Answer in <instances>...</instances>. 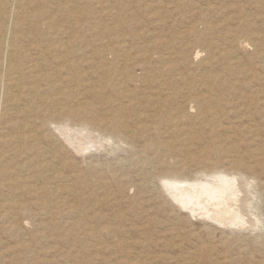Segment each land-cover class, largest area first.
Instances as JSON below:
<instances>
[{"label": "rangeland", "instance_id": "374dc122", "mask_svg": "<svg viewBox=\"0 0 264 264\" xmlns=\"http://www.w3.org/2000/svg\"><path fill=\"white\" fill-rule=\"evenodd\" d=\"M4 1L1 38L23 28L24 60L48 75L41 89L64 111L93 112L33 136L28 97L1 85L0 264H264V104L230 98L217 122L193 102L220 92L209 88L217 80L264 98V0H14L16 12ZM207 164L235 186L229 226L195 194L182 207L173 192L212 176Z\"/></svg>", "mask_w": 264, "mask_h": 264}, {"label": "bare ground", "instance_id": "6f19581e", "mask_svg": "<svg viewBox=\"0 0 264 264\" xmlns=\"http://www.w3.org/2000/svg\"><path fill=\"white\" fill-rule=\"evenodd\" d=\"M3 6L5 7V10L6 11H9V12H16V10L19 8V5H18V3H17V1H14V0H5L4 1V4H3ZM8 12H6V14H7ZM12 14V13H11ZM2 17V16H1ZM4 20V19H3ZM5 22H7V21H5ZM5 22H3L4 24H5ZM205 23V22H204ZM1 24V23H0ZM13 24H14V22H13ZM2 25V24H1ZM11 25H12V23L10 24V26H9V24H8V26L9 27H11ZM5 26H6V24H5ZM8 26H6V27H8ZM3 27V26H2ZM9 27H8V29H9ZM7 29V30H8ZM212 29V28H211ZM9 30H11L10 31V33H7V34H10V38L9 39H2L1 38V33H0V88H1V85H3V86H5V88H7V87H9V85H12V86H14V88H17V90H18V96H26V97H28V98H26V99H28L29 100V103H26V104H28V106H30V107H27V108H23L24 110L22 111L23 113H24V115H26L25 116V118L27 117V118H32L33 119V122L35 123V124H29V123H27L26 121H25V127H30V129H29V133H32V135L33 136H38L39 134H38V132H39V130L38 129H41V130H47V126H49V125H52V123H54L55 125L54 126H57L56 124V122H61V123H63V124H66V125H68V123H70L71 121H72V119L74 118V117H78L79 119H80V121H84L85 122V120L84 119H86L87 117H88V115H90L91 113L90 112H93V111H87V109H82V108H77V109H71V108H69V110H66V111H64V108L63 107H59L58 106V102L57 101H53L51 98V96L49 95L50 93L49 92H47V91H45V90H43V89H41V86H40V80H44V81H49V79H47V77H48V75L46 74V76H43L42 78H40V77H38V72L39 71H41L42 72V69L41 70H39V66L38 65H41V63L40 64H38V63H34V61H36V60H34V61H29V62H27V61H25L24 60V58L23 57H27V56H23L22 54H24V55H28V52H29V50H28V48L25 50V51H22L23 49V43L21 44V41H25L24 39L26 38L25 36H26V34H25V32H24V30H23V28L18 24V23H16L15 22V24L11 27V29H9ZM208 32V31H207ZM243 32V31H242ZM239 35V34H238ZM2 36H4V35H2ZM69 37V36H68ZM242 37V36H241ZM238 38H239V36H238ZM238 38H236V39H238ZM248 38V37H247ZM252 38V37H251ZM102 39V38H101ZM250 39V38H249ZM235 41V40H234ZM237 42H238V40H237ZM237 42H236V44H237ZM246 42V41H245ZM32 44V43H31ZM57 44V43H56ZM241 44V43H240ZM25 46V45H24ZM30 47V46H29ZM113 49V48H112ZM4 52H6L7 53V58H6V61H4L3 62V59L1 58V56L4 54ZM26 52V53H25ZM104 52V51H103ZM40 53V52H39ZM198 55H199V53H197ZM41 55V54H40ZM227 55V54H226ZM42 56H44V57H46V55H42ZM39 57V56H38ZM213 57H214V55H213ZM226 57V59H227V56H225ZM50 58V57H49ZM177 58V57H176ZM39 59V58H38ZM45 59V58H44ZM225 59V58H224ZM224 59H223V61H224ZM238 59V58H237ZM51 60V59H50ZM134 60V59H133ZM181 60V59H180ZM235 60V59H234ZM44 61H46V60H43V62ZM31 62H33V64H30L29 66H27L29 63H31ZM41 62V61H40ZM49 62V61H48ZM48 62H44V63H48ZM121 62V61H120ZM226 62V61H225ZM38 64V65H37ZM50 64V63H49ZM49 64H46V67L45 68H48V66L47 65H49ZM127 64V63H126ZM228 64V63H227ZM233 64H235V63H233ZM44 65V64H43ZM138 65V64H137ZM27 66V67H26ZM126 66V65H125ZM124 66V67H125ZM228 66V65H227ZM49 67H50V65H49ZM131 67V66H130ZM44 68V69H45ZM51 68V67H50ZM49 69V68H48ZM26 70H29V74L31 75V76H26L25 75V73H28V72H26ZM131 69H129L128 71H130ZM227 70V69H226ZM228 70L230 71V69L228 68ZM45 71H47L48 72V70L46 69ZM113 71V70H112ZM124 71H126L125 69H124ZM228 71V72H229ZM51 72V71H50ZM122 72H123V70H122ZM53 73V72H52ZM40 74V73H39ZM107 74L109 75L110 74V72H107ZM244 74V73H243ZM42 75V74H41ZM44 75V74H43ZM229 75V74H228ZM218 76V75H217ZM216 76V77H217ZM27 79H31L30 81L29 80H27ZM28 81V82H25V81ZM174 80V79H173ZM120 81V80H119ZM118 81V82H119ZM52 82V81H51ZM114 82V81H113ZM133 82V81H132ZM218 82H221V81H219V80H217V83H215V84H211L210 86H209V88H215V89H220L219 91L220 92H216L215 94H213V93H211L212 95H208L209 97L208 98H205L204 100H201L200 98V95H199V99H195L194 97V103H196V105H197V107L199 106V107H201V109H202V111L205 113V112H208L209 113V115H210V117L211 118H213L215 121H217V120H222V119H224V117L229 113L228 111L230 110V98H233V100H235V99H239V101H243V103H244V105L245 106H247L248 108H253L254 109V106L255 107H258V105H259V103H260V105H261V103L262 104H264V98H262V100L261 99H259V97H254V98H252L251 96L250 97H243V96H241L242 95V92L241 93H231V91H230V83H222V84H218ZM226 82H228V81H226ZM230 82V81H229ZM54 83L56 84V82L54 81ZM54 83H48L47 84V89H49V90H51L52 91V89L54 88ZM25 84V85H24ZM46 85V84H45ZM262 85V84H261ZM106 86H108V90L109 91H112L113 93H116L117 92V90L118 89H116L115 88V86H113L112 84H108V85H106ZM4 88V89H5ZM13 88V89H14ZM187 88V87H186ZM105 89V88H104ZM192 89V88H191ZM248 89V88H247ZM3 90V89H2ZM190 90V89H189ZM249 90V89H248ZM5 91V90H4ZM191 91V90H190ZM189 91V92H190ZM192 91H193V89H192ZM218 91V90H217ZM194 92V91H193ZM212 92V91H211ZM214 92H215V90H214ZM3 93V92H2ZM7 93V92H6ZM112 93V94H113ZM175 93V92H174ZM177 93V92H176ZM178 93H179V91H178ZM12 94V93H11ZM92 94H93V97L94 98H96V97H99V96H101V97H103L104 96V94H107V93H100V92H92ZM180 94V93H179ZM192 94V93H191ZM190 94V95H191ZM244 94V93H243ZM188 95H189V93H188ZM195 95V94H194ZM230 95H231V97H230ZM30 96V97H29ZM175 96V95H174ZM177 96V95H176ZM51 97V98H50ZM105 97V96H104ZM103 97V98H104ZM108 97V95L105 97V98H107ZM189 98H191V96H188ZM198 97V96H197ZM205 97V96H204ZM185 98H186V96H185ZM97 99V98H96ZM99 99H101V98H99ZM179 99V98H178ZM188 100V99H187ZM10 101H13L11 98H9V97H7L6 99H5V103L8 105V103L10 102ZM27 101V100H26ZM186 101V100H185ZM191 102V101H190ZM2 103V102H1ZM91 103H93V102H91ZM95 103V102H94ZM164 103H166V102H164ZM176 103H178V102H176ZM161 104L163 105V103L161 102ZM175 104V103H174ZM91 105V104H90ZM177 105V104H176ZM193 105V104H192ZM60 106H62V105H60ZM92 106H93V104H92ZM164 106H165V104H164ZM163 106V107H164ZM91 107V106H90ZM198 107V108H199ZM262 107H264V105L262 106ZM16 108V107H15ZM259 109H260V107H258ZM89 109V108H88ZM93 109V108H92ZM95 109V108H94ZM257 109V108H256ZM96 110V109H95ZM122 110V109H121ZM165 110H167V109H165ZM172 110V112H173V108L171 109ZM12 111V110H11ZM168 111V110H167ZM200 111V110H199ZM260 111V110H259ZM96 112V111H95ZM171 112V111H170ZM182 112V111H181ZM15 113V112H14ZM18 113V112H17ZM175 113H176V110H175ZM208 113H205V115L207 114L208 115ZM95 114V113H94ZM163 114V113H162ZM165 114V113H164ZM170 114V113H169ZM169 114H167V115H169ZM201 114L203 115V113L201 112ZM230 114V113H229ZM228 114V115H229ZM171 115H172V113H171ZM199 115V114H198ZM227 115V116H228ZM91 116V115H90ZM89 116V117H90ZM92 116H93V114H92ZM200 116V115H199ZM198 116V117H199ZM204 116V115H203ZM169 117V116H168ZM171 117V116H170ZM201 117V116H200ZM199 117V118H200ZM226 118V117H225ZM90 119H93L92 117H90ZM89 119V120H90ZM164 119V118H163ZM170 119V118H169ZM200 119H202V117L200 118ZM210 119V118H209ZM78 120V119H77ZM87 120H88V118H87ZM165 120H166V118H165ZM204 120V119H203ZM206 120V119H205ZM14 121V120H13ZM38 121H40L39 123H38ZM92 121H95L94 119L92 120ZM102 121H104V120H101V122ZM106 121V120H105ZM91 122V121H90ZM90 122H89V125H90ZM100 122V123H101ZM204 122V121H203ZM209 122V121H208ZM208 122H206V124H208ZM211 122H212V120H211ZM218 122V121H217ZM31 123V122H30ZM83 123V122H82ZM99 122L97 123V128L99 129L100 127L99 126H102L101 124H100ZM107 123V122H106ZM210 123V122H209ZM100 124V125H99ZM108 124V123H107ZM205 124V125H206ZM215 124V123H214ZM222 123H220V125H221ZM93 125V124H92ZM113 125V124H112ZM64 126V125H63ZM20 127V126H19ZM53 127V126H52ZM61 128V126H59L58 125V127H56V129L57 128ZM70 127V126H69ZM85 127H87V126H85ZM89 127H91V126H89ZM105 127V126H104ZM109 127V126H108ZM119 127V126H118ZM207 127V126H206ZM208 127H209V125H208ZM53 128H55V127H53ZM68 126H66L65 127V130L64 131H66L65 133L66 134H64L65 136V140L64 141H66L67 143H69L71 140H73L72 138H70L69 137V135H67V134H70V132L69 133H67L68 131ZM70 128H73V127H70ZM78 128V127H77ZM120 128V127H119ZM62 129V128H61ZM60 129V130H61ZM106 130H104V128H103V130H104V134H106L105 133V131H107V128H105ZM109 129V128H108ZM22 130V129H21ZM58 130V129H57ZM74 130V129H73ZM77 130H79V129H77ZM76 130V131H77ZM94 130V129H93ZM102 130V131H103ZM110 130V129H109ZM117 130H118V128H117ZM48 131V130H47ZM85 131V130H84ZM96 132L98 131V130H95ZM102 131H101V133H102ZM111 131V130H110ZM135 131V130H134ZM136 131H137V129H136ZM139 131V130H138ZM140 131H143V129L142 130H140ZM48 132H50V131H48ZM57 132V131H56ZM118 132V131H117ZM133 132V131H132ZM47 133V132H46ZM60 133V132H59ZM79 133V134H78ZM78 133L76 132V133H74V137H79V136H82V134L84 133H82V132H79L78 131ZM86 133V132H85ZM84 133V134H85ZM92 133V132H91ZM114 133H116V132H114ZM141 133V132H140ZM143 133V132H142ZM145 133V132H144ZM226 133V132H225ZM258 133V132H257ZM58 134V133H57ZM78 134V135H77ZM84 134H83V136H84ZM87 134V133H86ZM89 134V133H88ZM49 134H42V136H41V141H44L45 139L44 138H46L47 136H48ZM62 135V134H61ZM75 135H77V136H75ZM131 135H132V133H131ZM9 136V135H8ZM86 136V135H85ZM23 137H24V135H23ZM73 137V136H72ZM226 137H228V136H226ZM82 138V137H81ZM84 138V137H83ZM224 139V138H223ZM75 140V139H74ZM91 141V140H90ZM1 142L2 143H7L8 142V140L7 139H5V137L3 136V138H1ZM74 142V141H73ZM42 143V142H41ZM71 143V142H70ZM76 144H77V146L78 147H81V141H78V142H75ZM85 143H86V141H85ZM73 144V143H72ZM68 145H70V144H68ZM216 145H218V144H216ZM72 146V145H71ZM74 146V145H73ZM88 147H90V146H88ZM218 147V146H217ZM77 148V147H76ZM77 150V149H76ZM47 152V151H46ZM80 152V151H79ZM206 152V151H205ZM84 154V153H83ZM204 154V153H203ZM208 155V154H207ZM203 157L205 158V156L203 155ZM202 157V158H203ZM203 158V160L205 161V159ZM207 159V158H206ZM8 160V159H7ZM201 160V159H200ZM207 161V160H206ZM205 161V162H206ZM201 162V161H200ZM214 164L216 163L215 161L213 162ZM199 164H201V163H199ZM203 164H205L204 162H203ZM202 164V165H203ZM207 165H213V164H207ZM205 166H206V164H205ZM210 166V167H211ZM216 166H219V165H216ZM204 167V166H203ZM209 167V166H208ZM11 168V167H10ZM212 171H210V173L209 174H211L212 176H210L209 178H207L208 177V175L206 176V178H202V177H200L199 175H197V176H194V178H195V182H194V184H192L191 185V189H186L184 186V188L185 189H180V190H177V191H174V189H173V192L175 193V194H178V195H180L179 197L181 198H179L180 200L179 201H177L179 204H181V206L182 207H184V206H186L188 203H189V195H196V198L197 197H199L201 200H200V202L199 203H202V204H204L203 205V207H201L202 209H201V211H210L209 213L211 214V215H213V216H215V217H213V219H215V220H219V219H216V218H218V217H220V218H222L221 220H223V221H219V222H221V224L222 223H224L223 225L224 226H229L230 225V217H232L233 216V212H232V210H230V204H231V206H232V204L234 203V202H230V199H232L233 197H235L234 195L237 193L236 192V189H233L234 187H233V185L231 184V182H230V179L229 178H227V176L228 175H230V174H227L225 171L224 172H219V173H217L218 171H217V169H216V167H215V165L214 166H212ZM220 168H223V167H220ZM204 169V168H203ZM206 169V168H205ZM207 170V169H206ZM209 170V169H208ZM220 170V169H219ZM199 171H202L203 172V170H199ZM198 171V172H199ZM205 171V170H204ZM221 171V170H220ZM6 172H4L3 174H5ZM188 173V172H187ZM200 173V172H199ZM215 173H217V175L215 176L214 174ZM190 174V173H189ZM191 174H193V173H191ZM190 174V175H191ZM206 174H207V172H206ZM205 174V175H206ZM202 175V174H201ZM204 175V176H205ZM232 175H233V173H232ZM13 176V175H12ZM187 176H189L188 174H187ZM193 176V175H192ZM234 176V175H233ZM235 176H237V175H235ZM153 177V176H152ZM165 177V176H164ZM232 177V176H231ZM7 178V177H6ZM155 178V177H154ZM153 178V179H154ZM190 178V177H189ZM193 178V177H192ZM236 178V177H235ZM8 179V178H7ZM165 179V178H164ZM188 179V178H187ZM168 180V178L166 179V181ZM173 181L174 180V178L173 179H170V181ZM179 180V179H178ZM186 180V179H185ZM189 180H194V179H189ZM189 180H186V181H189ZM235 180V179H234ZM70 181V180H69ZM161 181V180H160ZM169 181V180H168ZM14 182H16L17 184L18 183H20L18 180H15ZM190 182V181H189ZM162 183V182H161ZM169 183V182H168ZM175 183V182H174ZM180 183L182 184V183H185V181L184 180H182V178H181V180H180ZM220 183V184H219ZM67 184V183H66ZM184 185V184H183ZM164 187H166V186H164ZM179 187V186H178ZM189 187V186H188ZM172 188V187H171ZM175 188V187H174ZM21 189H22V187H21ZM179 189V188H178ZM166 190V189H165ZM168 190V189H167ZM187 190V192H185ZM172 191V190H171ZM166 193H167V191H166ZM240 193V192H239ZM249 193V192H248ZM188 194V195H187ZM169 195V194H168ZM174 195V194H173ZM239 195V194H238ZM172 196V195H171ZM260 196V195H259ZM78 197V196H77ZM170 198H172V197H170ZM178 198V197H177ZM18 199V198H17ZM39 199H41V198H39ZM175 199V198H174ZM12 200H15V199H12ZM235 200V199H234ZM11 201V200H10ZM19 201V200H18ZM232 201V200H231ZM8 202V201H7ZM238 202V201H237ZM237 202H235V203H237ZM175 203V202H174ZM197 203V202H196ZM11 204H13V205H10L11 207H10V209H12V211L11 212H9V213H11L12 214V216H14V215H17V211L20 209V208H16V206H17V204H15L14 202L13 203H11ZM192 204V203H191ZM14 205H16V206H14ZM194 205V204H193ZM209 205V206H208ZM210 205L212 206V207H210ZM234 206V205H233ZM190 207V206H189ZM185 208H187V207H185ZM194 208V207H193ZM197 208V207H196ZM233 208V207H232ZM236 208V207H235ZM209 209V210H208ZM211 209V210H210ZM234 209V208H233ZM196 210V209H195ZM198 210H200V209H198ZM196 212V211H195ZM199 212V211H198ZM207 212V213H208ZM44 213V212H43ZM206 214V213H205ZM198 215V214H197ZM209 215V214H208ZM195 216V215H194ZM207 216V215H206ZM240 216V215H239ZM210 217V216H209ZM193 218V217H192ZM198 218H200L199 216H198ZM233 218V217H232ZM232 218H231V220H232ZM238 218V217H237ZM237 218H235V219H237ZM244 218V217H243ZM214 220V221H215ZM234 220V219H233ZM99 221V220H98ZM101 221V220H100ZM103 221V220H102ZM238 221V220H237ZM236 221V222H237ZM242 221H244V220H242ZM6 222V221H5ZM239 222V221H238ZM214 223V222H213ZM218 223V222H217ZM111 224H113V223H111ZM110 224V225H111ZM216 224V223H215ZM232 224V223H231ZM103 225V224H102ZM105 225V224H104ZM115 225V224H114ZM219 225V224H218ZM236 226V225H235ZM99 227V226H98ZM113 227H115V226H113ZM232 227H233V225H232ZM101 229V228H100ZM99 229V230H100ZM115 229V228H114ZM5 230H7V231H16L17 230V227L14 225V223H12V222H9V223H7V226H6V229ZM90 257V256H89Z\"/></svg>", "mask_w": 264, "mask_h": 264}]
</instances>
